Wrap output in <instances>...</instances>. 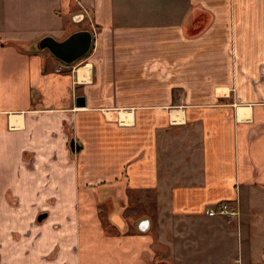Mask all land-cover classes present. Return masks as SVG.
Instances as JSON below:
<instances>
[{"label": "crops", "instance_id": "crops-1", "mask_svg": "<svg viewBox=\"0 0 264 264\" xmlns=\"http://www.w3.org/2000/svg\"><path fill=\"white\" fill-rule=\"evenodd\" d=\"M0 264H264V0H0Z\"/></svg>", "mask_w": 264, "mask_h": 264}, {"label": "water", "instance_id": "water-1", "mask_svg": "<svg viewBox=\"0 0 264 264\" xmlns=\"http://www.w3.org/2000/svg\"><path fill=\"white\" fill-rule=\"evenodd\" d=\"M93 44V37L90 31H79L73 33L63 41H57L52 37H45L40 43L41 49H49L50 52L58 59L66 64H73L85 55H87ZM86 103L84 96H78L76 105L78 107L84 106ZM74 148L75 142H71ZM139 228L143 231L148 230L149 224L142 221Z\"/></svg>", "mask_w": 264, "mask_h": 264}, {"label": "built area", "instance_id": "built-area-1", "mask_svg": "<svg viewBox=\"0 0 264 264\" xmlns=\"http://www.w3.org/2000/svg\"><path fill=\"white\" fill-rule=\"evenodd\" d=\"M206 213L210 216L225 215L229 218V220H232L238 214V212L233 209L229 203H221L216 207L209 208Z\"/></svg>", "mask_w": 264, "mask_h": 264}, {"label": "rangeland", "instance_id": "rangeland-1", "mask_svg": "<svg viewBox=\"0 0 264 264\" xmlns=\"http://www.w3.org/2000/svg\"><path fill=\"white\" fill-rule=\"evenodd\" d=\"M145 207L144 206H136V207H134L130 212H129V214H133V216H132V219H136V215H143V213H144V209ZM147 210V209H146ZM111 214H113V213H111ZM147 216H150L149 214H146ZM153 227H152V229H151V232H153ZM158 231V230H157Z\"/></svg>", "mask_w": 264, "mask_h": 264}]
</instances>
